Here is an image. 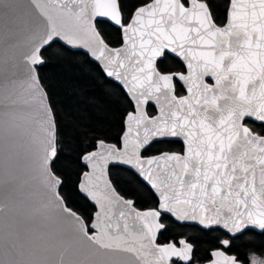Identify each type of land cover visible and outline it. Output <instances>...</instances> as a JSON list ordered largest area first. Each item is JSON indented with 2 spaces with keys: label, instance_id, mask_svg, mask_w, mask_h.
Instances as JSON below:
<instances>
[{
  "label": "snow or ice",
  "instance_id": "1",
  "mask_svg": "<svg viewBox=\"0 0 264 264\" xmlns=\"http://www.w3.org/2000/svg\"><path fill=\"white\" fill-rule=\"evenodd\" d=\"M0 264H264V0H0Z\"/></svg>",
  "mask_w": 264,
  "mask_h": 264
},
{
  "label": "trees",
  "instance_id": "2",
  "mask_svg": "<svg viewBox=\"0 0 264 264\" xmlns=\"http://www.w3.org/2000/svg\"><path fill=\"white\" fill-rule=\"evenodd\" d=\"M46 55L48 57V67L44 69V73L54 82L53 92L58 100L64 102L65 110H67V106L74 97L72 92L74 82L79 81L87 85L90 90L97 88L96 83L88 80L85 74L77 69L70 60L58 62L51 50Z\"/></svg>",
  "mask_w": 264,
  "mask_h": 264
}]
</instances>
